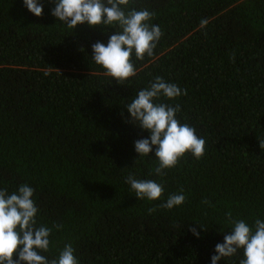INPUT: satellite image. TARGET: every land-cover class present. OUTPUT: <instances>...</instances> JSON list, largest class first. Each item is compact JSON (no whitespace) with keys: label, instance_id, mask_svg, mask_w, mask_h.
Masks as SVG:
<instances>
[{"label":"trees","instance_id":"obj_1","mask_svg":"<svg viewBox=\"0 0 264 264\" xmlns=\"http://www.w3.org/2000/svg\"><path fill=\"white\" fill-rule=\"evenodd\" d=\"M39 3L37 17L0 0V189H34L37 226L52 229L42 255L71 244L79 264H211L232 228L226 213L264 220V0H131L163 36L151 57L133 54L124 85L91 58L117 26L72 30L51 15L53 0ZM156 76L186 90L157 102L179 104L176 118L205 140L202 158L186 153L164 176L154 146L136 153L149 132L126 109ZM129 174L162 184L160 199L138 200ZM181 189L182 205L148 213Z\"/></svg>","mask_w":264,"mask_h":264},{"label":"clouds","instance_id":"obj_2","mask_svg":"<svg viewBox=\"0 0 264 264\" xmlns=\"http://www.w3.org/2000/svg\"><path fill=\"white\" fill-rule=\"evenodd\" d=\"M51 15L63 25L74 29L79 24H87L90 28L103 25H115L119 31L112 34L107 43L96 42L92 48V60L101 66L107 77L113 78L117 84L124 85L129 77L136 75L132 62L134 54L137 60L145 55L151 57L163 32L158 25L150 21L154 13L147 9H129L131 0H53ZM23 5L33 15L40 17L43 5L39 0H23ZM125 9H129L125 11ZM207 24L206 20L201 21ZM234 53L231 59L234 60ZM186 90L175 83H169L163 77L156 76L150 85L140 90L137 96L126 106L130 119L142 130L149 132V137L134 142V149L139 157L148 156L155 147L158 176L166 175L167 169L176 167L178 161L186 153L195 159L204 155L205 140L195 134V129L176 118L180 105L157 102L161 97L173 100ZM264 147V141L259 142ZM125 182L135 193L138 200L156 201L164 192L162 184L151 179H136L129 174ZM34 189L21 184L16 191L0 189V264H79L75 257V249L65 244L57 257L48 259L42 252H48L51 241V228L37 226L36 216L39 209L33 199ZM183 189L179 194L168 196L166 202L157 207L148 208L149 214L157 208L171 210L185 202ZM202 203L209 204L208 200ZM226 215V223L232 225L231 231L224 236L223 243L215 245V255L211 264H217L223 258L235 256L242 250L243 258L239 264H264V220L255 219L250 226L245 220H235L231 212ZM57 230L62 225H54ZM189 231L199 237L195 228Z\"/></svg>","mask_w":264,"mask_h":264}]
</instances>
